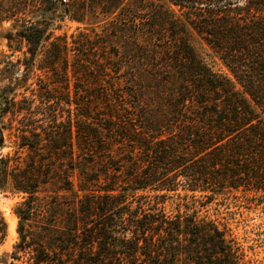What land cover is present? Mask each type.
<instances>
[{
    "label": "trees",
    "instance_id": "16d2710c",
    "mask_svg": "<svg viewBox=\"0 0 264 264\" xmlns=\"http://www.w3.org/2000/svg\"><path fill=\"white\" fill-rule=\"evenodd\" d=\"M57 10L99 32L54 35ZM3 20L0 190L21 200L0 264H245L208 211L264 195V0H0Z\"/></svg>",
    "mask_w": 264,
    "mask_h": 264
},
{
    "label": "rangeland",
    "instance_id": "374dc122",
    "mask_svg": "<svg viewBox=\"0 0 264 264\" xmlns=\"http://www.w3.org/2000/svg\"><path fill=\"white\" fill-rule=\"evenodd\" d=\"M59 13L58 10L54 12L53 17L50 19L49 30L54 35H65L68 42L71 40V35L76 33L78 28H86V31L89 32L90 28H93V31H98L97 25L87 27L84 23L69 19L67 16L62 17ZM10 27L9 20L0 21V59L6 58L7 60L15 61L21 56V53L18 50H12L7 45V39L4 36V33ZM192 44L197 54L215 70H225L220 60L212 54L205 42L195 34L192 36ZM21 47L25 49L24 42L21 43ZM30 81L31 79H28L27 82ZM23 91L22 87L16 89L17 93ZM25 94L28 95V91ZM17 97H19V94H17ZM63 112L65 114V111ZM61 118H64V115ZM3 119L6 121L7 118L4 117ZM4 134L6 140L1 152H12L13 147L8 139V131L4 130ZM20 200L21 195L19 193L12 192L9 189L0 190V213L6 223L5 235L0 240V254L7 253L5 257L9 260L11 259L10 254L14 250V245L18 240L16 231L17 216L13 208ZM171 200L170 198L168 199L167 205L171 203ZM212 205L209 207L208 214L218 217L221 222H225L230 228L231 234L242 246L240 252H242L241 256L245 260V264H264V195L250 199L230 195L222 203ZM167 208L169 207L167 206ZM18 254H20V260H26V255H22V251H18Z\"/></svg>",
    "mask_w": 264,
    "mask_h": 264
},
{
    "label": "bare ground",
    "instance_id": "6f19581e",
    "mask_svg": "<svg viewBox=\"0 0 264 264\" xmlns=\"http://www.w3.org/2000/svg\"><path fill=\"white\" fill-rule=\"evenodd\" d=\"M8 220H9V218H8ZM10 221V220H9ZM13 224V223H12ZM11 226V225H10Z\"/></svg>",
    "mask_w": 264,
    "mask_h": 264
}]
</instances>
